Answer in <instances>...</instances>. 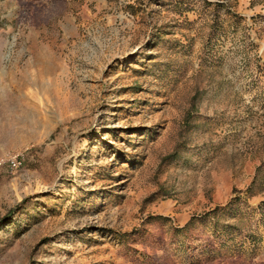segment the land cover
I'll use <instances>...</instances> for the list:
<instances>
[{"label":"rangeland","instance_id":"1","mask_svg":"<svg viewBox=\"0 0 264 264\" xmlns=\"http://www.w3.org/2000/svg\"><path fill=\"white\" fill-rule=\"evenodd\" d=\"M0 264H264V0H0Z\"/></svg>","mask_w":264,"mask_h":264},{"label":"built area","instance_id":"2","mask_svg":"<svg viewBox=\"0 0 264 264\" xmlns=\"http://www.w3.org/2000/svg\"><path fill=\"white\" fill-rule=\"evenodd\" d=\"M11 165H12L13 167H16V163H15L14 161L11 162Z\"/></svg>","mask_w":264,"mask_h":264}]
</instances>
